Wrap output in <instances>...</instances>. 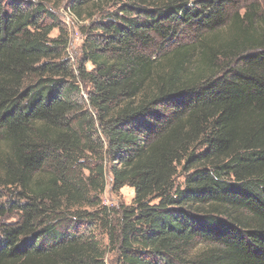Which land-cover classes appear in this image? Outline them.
I'll return each instance as SVG.
<instances>
[{"label":"trees","instance_id":"1","mask_svg":"<svg viewBox=\"0 0 264 264\" xmlns=\"http://www.w3.org/2000/svg\"><path fill=\"white\" fill-rule=\"evenodd\" d=\"M30 1H0V187L19 190L0 210L17 217L0 227V264H105L85 233L97 217L79 210L105 188L102 165L86 162L96 126L117 158L113 190L135 192L110 230L121 264H264V32L240 27L236 0L117 3L82 47L92 114L60 79L65 43L49 39L58 26L43 5L61 0Z\"/></svg>","mask_w":264,"mask_h":264},{"label":"rangeland","instance_id":"2","mask_svg":"<svg viewBox=\"0 0 264 264\" xmlns=\"http://www.w3.org/2000/svg\"><path fill=\"white\" fill-rule=\"evenodd\" d=\"M0 1L9 4V0ZM19 1L24 5L31 4L37 6L38 4L30 0ZM71 2L72 0H61L58 3L43 5L47 11L53 14L55 18L53 23L54 26H58L51 31L49 39H58L61 40L60 43H62V41L65 43L61 58L66 62L69 77L68 79H66V77H60V79L78 88L79 106H81L84 111L92 114L89 107V99L93 97L95 93L92 84L89 82V77L85 74L94 75V67L91 63H87L84 60L82 47L88 37V33L94 31L93 29L97 26L98 22L115 12L119 7L117 3L123 2H121V0H92L88 7L80 9L81 12H84L81 18H78L74 12L70 11ZM229 12L230 14L236 13L238 15L240 27L242 29L254 33L264 32V0H236L230 7ZM225 25L226 27L222 30L221 39L218 41L219 44L228 38V23ZM184 37L181 44H193L196 42V38L193 39V36H190V34H186ZM161 45L163 46V43L160 44V46ZM160 46L156 44L149 49H141V52L153 54L160 51ZM173 47L168 51H171ZM161 51L166 52V47L163 49L161 48ZM155 57H157L156 54H154V58ZM82 70L86 73L83 74ZM96 129L98 133L93 136V151L91 154H86L89 157L86 159V162L88 161L87 164H90L89 159H92V165H102L105 170V188L103 193L99 196L100 204L98 207L81 208L79 210L94 213L97 217L96 222L86 224L85 233L93 237L103 250L104 263L121 264L119 241L117 237L113 239L110 238V230H113L114 225L119 221L123 211L132 208L135 192L134 189L129 186L122 187L119 190H113L110 168L118 165L117 158L108 152L106 140L99 133V128H97V126ZM5 152H7V146L0 138V156ZM187 175V173H184L182 169L179 168L174 177V184L182 187ZM18 198L19 190L16 187H0V210H9L12 204H17ZM16 218L14 214L2 215L0 213V227L14 223ZM82 231H84V228Z\"/></svg>","mask_w":264,"mask_h":264}]
</instances>
